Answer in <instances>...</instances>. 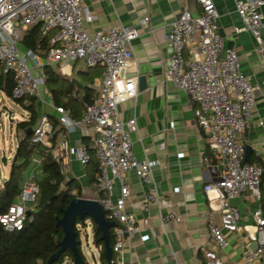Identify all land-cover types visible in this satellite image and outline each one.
<instances>
[{"label": "built area", "instance_id": "obj_1", "mask_svg": "<svg viewBox=\"0 0 264 264\" xmlns=\"http://www.w3.org/2000/svg\"><path fill=\"white\" fill-rule=\"evenodd\" d=\"M198 1L202 8L199 15L194 16L183 7L170 23L171 53L165 76L186 93L188 100L197 103L193 108L194 117L206 135L214 157L213 167L219 169L218 178L203 186L210 205L206 215L207 226L211 239L224 247L228 243L224 229L233 231L239 226L238 210L231 199L245 190L260 197L263 168L244 159L245 144L240 139V134L250 126L260 86L251 82L242 71L236 48L224 47L214 1ZM263 4L264 0H235L236 11L242 21L236 30H248L261 54H264L261 36L264 20L260 10ZM93 17L83 0H0V68L13 74L12 97L32 95L36 101L51 105L67 129L92 128L91 142L71 146L68 152L83 165L92 155L96 157V181L103 194L95 199L102 204L106 217L115 221L112 250L116 252L117 264H129L120 254L126 237L137 233L139 224L135 214L125 206L129 194L125 172L133 169L146 185L142 198L144 208L159 197L152 172L154 162L138 158L133 150L131 132L138 129L136 118L132 116L123 120L118 113L119 102L135 96L138 91L137 76L124 77L121 87L116 86L132 56L131 42L138 35V29L116 24L106 29L87 30L84 22L91 21ZM39 21L42 22V33L49 35L44 56L19 45L24 28ZM147 21L148 16L140 20L142 24ZM185 50L189 53L187 58L184 57ZM77 59L84 66L100 65L103 71L97 95L85 104L81 117L73 118L63 106L53 103V93L45 86V65ZM51 129L52 123L44 111L33 127L31 141L46 143ZM33 159L35 164L40 162V158ZM204 159L208 160V157ZM114 179H118L120 184V194L115 199L112 197ZM39 191V183L33 175L22 180L17 200L0 214V223L5 229L22 228L27 204L36 199ZM213 212L218 213L217 220ZM251 215L256 229L249 233V237L257 242V247L247 248L243 261L246 263L258 256L264 264V215L259 208L254 209ZM161 219L163 222L180 220V215L167 212ZM204 252L208 264H224L213 250L204 249Z\"/></svg>", "mask_w": 264, "mask_h": 264}, {"label": "crops", "instance_id": "obj_2", "mask_svg": "<svg viewBox=\"0 0 264 264\" xmlns=\"http://www.w3.org/2000/svg\"><path fill=\"white\" fill-rule=\"evenodd\" d=\"M83 1L94 14L91 21L84 22L87 30L106 29L116 24L135 26L138 29V35L131 42L132 56L116 83L117 87H121L122 78L137 76L138 91L135 96L119 102L118 113L123 120L132 116L136 118L138 129L131 132L133 150L138 158H148L154 162L152 172L159 197L144 208L142 198L146 185L133 169L125 172L124 177L129 186L125 206L135 214L139 231L126 237L120 254L122 259L129 264H208L204 252L206 249L213 250L224 264H262V259L258 256L244 263L243 255L247 248H253L251 242L254 240L249 237V233H254L256 228L251 212L259 208L264 215V54L257 51L255 38L248 30H236L242 21L236 11L235 0L213 1L219 13L217 25L223 36L224 47L236 48L242 71L249 76L251 82L260 86L250 126L240 134V139L245 146H249L248 161L259 164L263 171L259 185L260 197L245 190L231 199L238 210L239 226L233 231L224 229L228 238L224 247L218 246L211 239L207 226L206 215L210 205L203 186L218 178L219 169L213 167L214 157L206 135L194 117L193 108L197 103L188 100L186 93L165 76L171 53L168 38L170 23L183 7L190 12H201L200 2ZM260 10L264 20V4ZM143 16H148L146 24L140 22ZM261 36L264 44V25L261 27ZM222 53L223 51L220 52ZM184 57H189L187 50L184 51ZM47 65L69 80L92 87L93 98L97 95L102 66H84L78 59ZM140 76H144L145 85H139ZM45 86L50 90L46 83ZM75 92L80 98L84 91L82 88L78 91L73 89L71 94ZM85 104L83 102L81 105V115ZM38 108L39 116L45 111L58 118V113L51 105L38 102ZM65 109L70 114L69 109ZM27 115L28 111L22 118ZM58 127L63 130L58 132L55 141L51 139L54 132L52 126L44 144L52 146L53 155L61 162L66 176L74 177L81 183L83 194L90 198L101 196L103 192L98 187H92L90 181L91 165L81 164L74 154L68 152L71 146L89 144L93 136L92 128L84 126L67 129L60 121ZM205 156L208 160L204 159ZM36 165L40 166V162L33 168ZM25 175L27 176V170ZM119 194L120 184L118 179H114L112 197L115 199ZM31 206L32 204L28 207ZM167 212L179 214L180 220L163 222L161 216ZM213 217L217 220L218 213L213 212ZM99 247L97 246L98 250Z\"/></svg>", "mask_w": 264, "mask_h": 264}, {"label": "trees", "instance_id": "obj_3", "mask_svg": "<svg viewBox=\"0 0 264 264\" xmlns=\"http://www.w3.org/2000/svg\"><path fill=\"white\" fill-rule=\"evenodd\" d=\"M49 43V35L42 33V22L27 25L23 30L22 38L19 41L20 47L30 48L44 56ZM47 78L46 85L54 95V103L68 108L73 118L81 117V105L83 102H91L92 87L82 85L75 80L56 73L50 65H45ZM15 80L12 72L3 71L0 68V91L9 97ZM83 89L80 98L77 92L71 94L72 90ZM63 97L66 99L63 100ZM23 105L28 115L16 121V128L23 133L18 139L14 154L10 163V170L0 184V214L8 209V206L17 198L25 170L34 157L40 158V177L37 179L40 191L32 206L28 207L29 214H26L22 228L7 230L0 223V264H46L49 256L59 247V240L63 236L61 226L56 225V220L62 215V208L70 199L82 196V185L74 177H67L62 169L61 162L53 155L52 146L41 142H32L31 135L39 117V108L36 98L32 95L12 97ZM83 114V113H82ZM54 128L51 139L53 142L62 127H58L59 119L48 114ZM91 165L92 173L90 181L92 187H98L96 181L97 160L93 155L88 163ZM101 192H103L101 190ZM91 222V240L99 247L98 263L94 264H117L116 252L112 250L111 259L108 260L105 254V247L101 238V230L97 224L85 216L83 219L76 217L74 230L78 241V248L86 261L87 259L81 248V228ZM88 235V234H86ZM87 237V236H86ZM109 241L114 244V226L109 228ZM74 255L70 248L62 251L53 261L48 264H72Z\"/></svg>", "mask_w": 264, "mask_h": 264}, {"label": "water", "instance_id": "obj_4", "mask_svg": "<svg viewBox=\"0 0 264 264\" xmlns=\"http://www.w3.org/2000/svg\"><path fill=\"white\" fill-rule=\"evenodd\" d=\"M191 13L194 16L200 14V12L192 11ZM139 85H145L144 76H140ZM8 115L9 117L11 116L10 111L8 112ZM248 149L249 146L246 145L244 156L245 160H248ZM1 161L4 164L7 163V159L4 155L1 157ZM26 214H29L28 210H26ZM87 215L90 216V218L97 224L98 228L101 230V238L105 247L106 257L108 260L111 259L112 246L109 241V228L115 226V221L106 217L105 210L102 204L97 199L76 196L70 199L68 204L62 208V215L56 220V225L61 226L63 230V236L59 240L58 249L49 256L46 264L53 261V259H55L66 248H70L74 255L72 264H86V261L78 248V241L76 239L74 224L76 217L83 219ZM251 245L253 246L252 249H255L257 247V242L254 240L253 242H251Z\"/></svg>", "mask_w": 264, "mask_h": 264}, {"label": "rangeland", "instance_id": "obj_5", "mask_svg": "<svg viewBox=\"0 0 264 264\" xmlns=\"http://www.w3.org/2000/svg\"><path fill=\"white\" fill-rule=\"evenodd\" d=\"M9 111L11 112L10 117L8 115ZM26 114L27 110L22 104L0 91V184L8 175L10 161L12 160L15 147L18 139L22 137V131L16 128V121L21 119ZM3 155L7 159L6 164L1 161V157ZM35 161L36 160L32 158L26 170L27 176L33 175L37 181L40 177V168L38 165H36V168H33ZM23 178L25 179L26 175ZM82 197H88V195L83 194ZM31 204L32 203H28L27 206H30ZM78 227L81 228V248L86 256V259L92 264H94V262L98 263V249L91 240L92 232L90 220H88L86 227L80 225Z\"/></svg>", "mask_w": 264, "mask_h": 264}, {"label": "clouds", "instance_id": "obj_6", "mask_svg": "<svg viewBox=\"0 0 264 264\" xmlns=\"http://www.w3.org/2000/svg\"><path fill=\"white\" fill-rule=\"evenodd\" d=\"M132 87L134 88L135 86L133 85Z\"/></svg>", "mask_w": 264, "mask_h": 264}]
</instances>
